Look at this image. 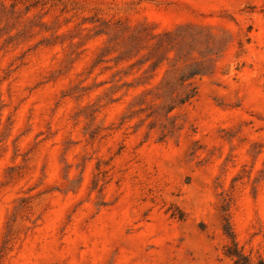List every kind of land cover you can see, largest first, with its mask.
<instances>
[{
	"label": "rangeland",
	"instance_id": "1",
	"mask_svg": "<svg viewBox=\"0 0 264 264\" xmlns=\"http://www.w3.org/2000/svg\"><path fill=\"white\" fill-rule=\"evenodd\" d=\"M227 223L264 259V0H0V264H235Z\"/></svg>",
	"mask_w": 264,
	"mask_h": 264
},
{
	"label": "trees",
	"instance_id": "2",
	"mask_svg": "<svg viewBox=\"0 0 264 264\" xmlns=\"http://www.w3.org/2000/svg\"><path fill=\"white\" fill-rule=\"evenodd\" d=\"M215 60L211 57L207 58L206 60L197 61L191 64L188 67L189 75L183 77V81L196 76V75H204L206 74L207 70L213 69ZM192 84L188 86V88L182 93H170V108L174 109L177 106H182L189 103L196 95H197V88L191 87ZM225 234L230 239L229 245L226 246V256L233 259L235 264H250V258L245 255L241 249L239 248V244L236 240L234 232L230 228V224H226ZM257 264H264V259H260Z\"/></svg>",
	"mask_w": 264,
	"mask_h": 264
}]
</instances>
